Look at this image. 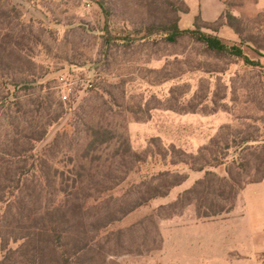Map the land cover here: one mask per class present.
<instances>
[{"label": "rangeland", "instance_id": "obj_1", "mask_svg": "<svg viewBox=\"0 0 264 264\" xmlns=\"http://www.w3.org/2000/svg\"><path fill=\"white\" fill-rule=\"evenodd\" d=\"M222 1L223 14L238 17L243 34H253L264 44V0ZM9 4L19 9L21 26L30 36V67L37 81L26 84L10 100L12 106L0 108V150L29 149L9 175L17 178L15 167L25 166L23 191L15 189L14 193L21 203L13 204L0 219V262L25 263L27 220L23 213L40 214L61 201L67 208L76 202L74 192L90 179L104 181L106 174L119 183L95 203L91 201L87 211L78 213L87 227L108 211L131 207L160 173L186 178L166 196L151 199L105 229L91 232L95 238L83 254L86 264H165L160 251L163 238L176 235L197 239L200 248L207 237L222 239L233 253L240 252L235 232L243 222L250 240L258 243L264 235V220L258 219L249 191L243 202L239 190L229 213L210 218L198 217L196 202L170 206L204 171L183 163L174 165L167 151L175 147L196 154L214 137L220 140L229 133L247 132L263 135L264 76L237 66L227 72H189L187 61H219L197 58V48L187 38L173 45L112 44L105 53L106 26L112 35L128 34L161 17V8L146 5V0H0V10ZM196 13L181 14L182 29L193 26ZM205 30L228 41L239 40L227 25L217 31ZM247 52L258 56L251 49ZM167 76L173 78L165 80ZM94 129L109 131L111 139L90 147ZM42 130L45 134L36 140ZM125 140L138 158L120 153ZM232 156L230 151L227 160ZM210 169L226 175L224 166ZM164 179H155L154 184ZM15 186L14 179L11 187ZM244 203L245 221L240 206L232 216L234 208ZM229 205L228 200L219 199L215 208ZM56 259V252L44 247V261L53 264Z\"/></svg>", "mask_w": 264, "mask_h": 264}, {"label": "trees", "instance_id": "obj_2", "mask_svg": "<svg viewBox=\"0 0 264 264\" xmlns=\"http://www.w3.org/2000/svg\"><path fill=\"white\" fill-rule=\"evenodd\" d=\"M99 5L107 14L104 2L100 1ZM146 5L160 7L161 17L134 28L128 34L112 35L109 26H106L104 29L106 32L105 53L112 44H122L127 47L134 46L136 43L151 46L173 45L177 44L180 39L187 38L197 48V58L206 57L222 63L211 64L207 60L187 61L191 65L189 72L219 73L229 71L230 66H237L240 70L255 71L259 77L264 76V52L261 53L264 51V44H260L253 34H243L241 20L238 17L226 12L216 21L206 22L198 15L194 19L192 28L180 29V16L189 10L184 0H146ZM224 25L233 28L239 40L228 41L205 30L217 31ZM27 39H30V36L24 33L21 26L19 9L9 4L7 9L0 10V108L6 105L12 106L10 100L17 98V93L27 88L26 84L37 81L36 71L30 67L33 63ZM247 49L253 50L258 56L251 57ZM170 78L173 77L167 76L165 80ZM206 97L207 94L204 99ZM16 103L15 105H18V102ZM16 109L19 110L20 107ZM44 134L45 130H42L35 139H42ZM110 139L109 131L94 129L89 145L91 147L102 144ZM28 150V148L17 147L0 150V219L7 216L13 204L21 203L14 193L15 189L21 190L23 187L24 178L27 176L25 166L19 164L15 167L17 178L16 176L10 178L9 175L14 167L13 164L22 161ZM230 151L233 152L231 161L227 160ZM120 153L123 156L138 158L135 153H132L130 144L126 140ZM167 153L173 157L171 163L174 165L183 163L190 166L192 170L204 171L203 177L198 179L193 187L180 194L170 205L171 207L178 205L183 207L188 203L196 202L199 218H210L229 213L234 207L239 190L247 184L264 180V134L247 132L243 135H235L229 133L220 140L217 137L212 138L210 143L202 146L196 154H189L175 147L170 148ZM158 155L166 157V153L159 152ZM219 166L225 167L226 175L220 176L210 169ZM162 176L165 178L164 182L154 184L156 180H163ZM185 178L179 174L160 173L158 177L152 179L131 207L120 211H108L100 219L91 222L89 227L80 220L78 213L87 211L91 201L95 203L102 194L111 191L119 183L115 177L112 178L106 174L104 181L90 179L87 186L72 194L76 202L68 205L67 208H64L61 201L54 208H48L40 214L29 212L24 215L23 213L27 220L26 234L23 238L28 246V249L22 253L24 264H47L44 261V247H50L56 252L57 259L53 264H86L83 254L92 247L95 238L90 235L91 232L105 229L119 217L146 204L151 199L166 196ZM14 179L15 188L11 187ZM219 199L228 200L229 207L216 209V201ZM17 206L22 215L21 205Z\"/></svg>", "mask_w": 264, "mask_h": 264}, {"label": "crops", "instance_id": "obj_3", "mask_svg": "<svg viewBox=\"0 0 264 264\" xmlns=\"http://www.w3.org/2000/svg\"><path fill=\"white\" fill-rule=\"evenodd\" d=\"M184 1L189 11L196 10V12H199L198 14L196 13V16H201L202 20L206 22L216 21L225 9L222 0ZM180 22L181 16L179 27L182 29ZM248 191L254 196L252 200L253 204H255L254 206H256L258 219L264 220V182L251 183L244 187L240 195V199L243 202V196ZM239 206V214L245 221V203L243 206L237 205L233 210L232 216ZM214 221H217V219ZM262 229L264 231V225H262ZM235 236L238 237V245L234 244L240 250V252L237 251L236 253H233L231 250L232 246L227 245L226 241L222 239L207 237L204 239V247L200 248L197 239L179 237L178 235L169 238L164 236L160 251L165 264H264V235L256 244L254 239L250 240L251 238L248 237L246 222H243L241 227L235 232ZM232 238H234V235Z\"/></svg>", "mask_w": 264, "mask_h": 264}]
</instances>
